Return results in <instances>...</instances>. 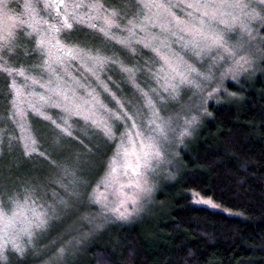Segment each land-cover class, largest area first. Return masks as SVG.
Returning a JSON list of instances; mask_svg holds the SVG:
<instances>
[{"label":"rangeland","instance_id":"374dc122","mask_svg":"<svg viewBox=\"0 0 264 264\" xmlns=\"http://www.w3.org/2000/svg\"><path fill=\"white\" fill-rule=\"evenodd\" d=\"M195 2L63 0L58 6L0 0V157L23 156V147L37 156L32 173L16 182L28 194L0 193V211L16 213L7 227L0 224V264H15L30 253L36 259L49 248L67 246L62 253H77L105 225L139 219L207 105L219 100L227 82L257 69L264 0H242L244 9L235 0H200L210 6L199 11L187 7ZM146 3L166 7L148 9ZM106 17H112L111 27ZM174 17L184 23L176 26ZM65 19L71 27L63 26ZM53 26L62 28L56 39L76 49L74 56L60 58ZM200 32L223 34L222 46L211 45ZM41 96L51 99L45 103ZM8 104L20 150L5 123ZM71 135L84 142L83 155L72 149L78 144ZM107 145L110 155L100 170ZM88 178L94 182L86 195ZM192 201L227 212L209 198ZM34 212L46 221L40 227L30 223ZM57 254L52 264L62 258Z\"/></svg>","mask_w":264,"mask_h":264},{"label":"trees","instance_id":"16d2710c","mask_svg":"<svg viewBox=\"0 0 264 264\" xmlns=\"http://www.w3.org/2000/svg\"><path fill=\"white\" fill-rule=\"evenodd\" d=\"M262 49L257 69L227 82L219 100L207 105L206 115L184 140L177 163L169 166L139 219L105 225L77 253H62L67 246L60 248L62 242L55 238L58 250L39 251L36 259L30 253L15 264H52L57 251L62 258L53 264H264V42ZM5 111L8 133L15 135L11 142L20 150L9 104ZM71 137L78 144L72 149L84 153L80 136ZM106 147L100 170L110 155ZM0 159L5 179L0 193L4 198L27 195L16 182L32 173L37 156L23 147V156ZM6 166L9 170L2 169ZM87 180L86 195L94 182ZM198 196L227 212L194 204Z\"/></svg>","mask_w":264,"mask_h":264},{"label":"snow or ice","instance_id":"6c2138e0","mask_svg":"<svg viewBox=\"0 0 264 264\" xmlns=\"http://www.w3.org/2000/svg\"><path fill=\"white\" fill-rule=\"evenodd\" d=\"M61 2H63V0H61ZM235 5L237 7H240L241 9H244V8H247L248 5L243 3L242 0H235ZM210 5L208 4H201L200 3V0H196L195 3H189L187 5L188 8L190 9H194L196 11H199L201 7H209ZM46 7H52V5H46ZM83 7V5H80V4H74L73 5V8H81ZM144 7L145 8H148V9H151L153 7H166L165 5L163 4H153V3H146L144 4ZM191 14V13H190ZM203 15H207V13H203ZM113 16H115V13H113ZM174 21H175V25L176 26H180L181 24H183L184 22L182 20H180V18L178 17H174ZM105 23L108 27H111L112 23H113V19L112 17H106L105 18ZM65 27H71L70 24L67 23V19H65V23L64 25ZM236 25L233 24L231 26H228L226 25V27H230V28H234ZM246 27V26H245ZM62 30L61 27H56V26H53V29L52 31L56 34L55 36H53V39L55 40V46L57 48V52L60 54V58L62 59L64 56H69V57H72L76 54V49H74L73 47H68L66 45H61L60 44V41L59 39H56V36L59 35L60 31ZM103 30V29H102ZM185 31H188L189 29L185 28L184 29ZM199 35H202L203 39L205 40H209L211 42V45L213 46H222L223 44V41H224V35L223 34H213V35H204L202 32L198 33ZM45 44V41L43 40H40L38 41V47L40 48H43ZM149 45L147 43H145V47H148ZM155 51H159L158 49H154ZM163 59L165 60V64L168 65L170 68H172V65H171V62L170 60L167 58V57H163ZM243 59V58H241ZM45 63H47V60L45 61ZM245 63H247V61H245ZM127 70V69H126ZM172 71H176L175 68H172ZM178 75H181V77L183 79H186V77H183V74L182 73H178ZM56 95H61V93H56ZM234 95V94H233ZM63 98L64 100L66 101H69V97L67 96V94H63ZM40 99L42 101H44L45 103L48 102L49 99H51L50 97H44V96H41ZM70 103H74V101H69ZM87 103V102H85ZM59 106V105H57ZM13 107H15V104H13ZM80 106L77 105V108H79ZM119 118V117H118ZM195 119V118H194ZM111 130L110 129H106V134H110ZM34 143V141L32 142ZM31 151H35L34 148L31 149ZM28 154V153H26ZM115 162V159L114 161ZM115 168H112L111 169V172H115ZM111 174V173H110ZM13 203H17V202H13ZM205 203H209L208 201H205ZM17 207H19V205L17 204ZM213 207H215V205H213ZM16 213L14 212L13 215L11 217L8 216V213L6 210L4 211H0V224L4 225L5 227L8 226L9 223H11L15 217ZM33 216L35 217V219L33 221H31L30 223L31 224H34L36 227H40L41 225H43L46 221L44 219L41 218V214L39 213H33ZM121 218H123V214H121Z\"/></svg>","mask_w":264,"mask_h":264},{"label":"flooded vegetation","instance_id":"af4514ba","mask_svg":"<svg viewBox=\"0 0 264 264\" xmlns=\"http://www.w3.org/2000/svg\"><path fill=\"white\" fill-rule=\"evenodd\" d=\"M48 1H53V3H56L58 6H62L63 2L61 0H48Z\"/></svg>","mask_w":264,"mask_h":264}]
</instances>
